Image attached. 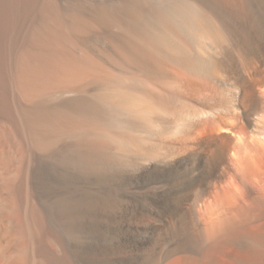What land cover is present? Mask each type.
<instances>
[{
  "label": "bare ground",
  "instance_id": "obj_1",
  "mask_svg": "<svg viewBox=\"0 0 264 264\" xmlns=\"http://www.w3.org/2000/svg\"><path fill=\"white\" fill-rule=\"evenodd\" d=\"M0 264H264V0H0Z\"/></svg>",
  "mask_w": 264,
  "mask_h": 264
},
{
  "label": "rangeland",
  "instance_id": "obj_2",
  "mask_svg": "<svg viewBox=\"0 0 264 264\" xmlns=\"http://www.w3.org/2000/svg\"><path fill=\"white\" fill-rule=\"evenodd\" d=\"M93 29H94L93 27H90V28H88V29H84V30H86V31L84 32V30H83L82 34L80 35V36H83V37H81V39L83 38L82 40H83V41L85 40L84 42H85L86 44H89V43H90V44H92V43L94 44V41L92 40V39H93L92 35H93V32H94ZM87 31H88L89 34L87 33ZM86 33H87V34H86ZM86 35H87V36H86ZM85 38H87V39H85ZM91 38H92V39H91ZM90 41H91L92 43H91ZM93 44H92V45H93Z\"/></svg>",
  "mask_w": 264,
  "mask_h": 264
}]
</instances>
